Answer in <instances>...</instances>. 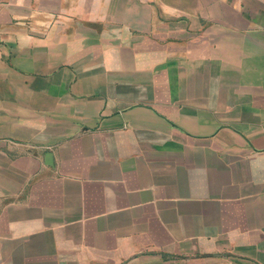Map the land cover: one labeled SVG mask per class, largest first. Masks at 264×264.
<instances>
[{"label":"crops","instance_id":"1","mask_svg":"<svg viewBox=\"0 0 264 264\" xmlns=\"http://www.w3.org/2000/svg\"><path fill=\"white\" fill-rule=\"evenodd\" d=\"M246 2L0 0V264H264Z\"/></svg>","mask_w":264,"mask_h":264},{"label":"rangeland","instance_id":"2","mask_svg":"<svg viewBox=\"0 0 264 264\" xmlns=\"http://www.w3.org/2000/svg\"><path fill=\"white\" fill-rule=\"evenodd\" d=\"M241 1H242V3H241L242 9H246V7L248 6L246 0H244L245 2H243V0H241ZM256 1H257V3H256L257 6L258 5L260 6V5H263L264 4V0H256Z\"/></svg>","mask_w":264,"mask_h":264}]
</instances>
